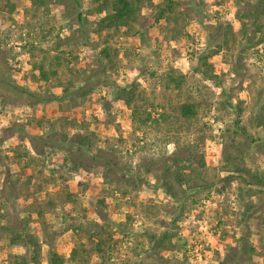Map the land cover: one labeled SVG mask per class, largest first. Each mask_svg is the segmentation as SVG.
<instances>
[{
    "label": "rangeland",
    "instance_id": "374dc122",
    "mask_svg": "<svg viewBox=\"0 0 264 264\" xmlns=\"http://www.w3.org/2000/svg\"><path fill=\"white\" fill-rule=\"evenodd\" d=\"M65 1L0 4L13 79L71 89L0 98V264H231L242 238L264 264L263 0H128V24L117 0ZM19 124L89 145L35 150Z\"/></svg>",
    "mask_w": 264,
    "mask_h": 264
},
{
    "label": "trees",
    "instance_id": "16d2710c",
    "mask_svg": "<svg viewBox=\"0 0 264 264\" xmlns=\"http://www.w3.org/2000/svg\"><path fill=\"white\" fill-rule=\"evenodd\" d=\"M21 0H0V4L5 3L6 6H10L9 8H14L15 4L17 2H20ZM34 1V0H32ZM36 1V0H35ZM118 3L114 5L116 8L115 13L112 15V17L109 19L111 24H128L130 20L135 15L133 6L128 0H117ZM71 3L70 0L63 2V4ZM118 4V5H117ZM259 6H264V0L259 4ZM262 13H264V9L262 10ZM252 18V17H251ZM78 21L81 23V30L84 29L82 22V15L79 14ZM83 27V28H82ZM206 77L213 81V83L218 84L216 81V75H210L209 72L206 73ZM69 89L64 90V94L62 97H58L54 94H44L41 92L34 91L32 89H29L25 86H22L18 84L12 76V72L10 70V67L6 63H2L0 61V98H2L7 104L9 105H15V104H27L29 106H36V105H42V104H48L55 101H58L60 99L68 98L71 95ZM78 91V90H77ZM223 93L226 94V90L223 89ZM125 94V91H121L119 95L117 96H123ZM182 113L185 117H190L194 115L193 107L191 106H184L182 108ZM240 121L239 117H237L236 123ZM238 130L244 135L248 136L246 129L243 127H240V124H237ZM6 135H8V138H14L18 137L20 139H28L31 142H37L39 145H35V150L37 148L39 149H45V148H51L56 146H62L66 149L71 148L70 152H80L84 150L88 145L89 141L86 138H79L77 142L72 141V139H63L61 137H57L55 141H47L44 142L42 137L33 135L30 133L28 127L25 125H16L11 126L8 129H6ZM75 147H78V150L75 149ZM75 150V151H74ZM97 159V157H94ZM184 161V160H183ZM190 161V160H187ZM111 162H105V164L108 166ZM111 166V165H110ZM165 191L168 194L172 193V186H164ZM171 192V193H170ZM16 242H20L25 249H27V256L30 255V249H33V247L36 245L35 239L31 234H25V235H17L15 237ZM240 246L237 248V253L235 257H232L229 259L231 264H245V259L247 258V249L248 247L245 245V238H242L240 240ZM52 248V247H51ZM251 251L253 250L250 249ZM25 257H23L24 259ZM55 259L49 258V264H58L60 259L58 258V255H54ZM33 264H40L39 262L33 261Z\"/></svg>",
    "mask_w": 264,
    "mask_h": 264
}]
</instances>
